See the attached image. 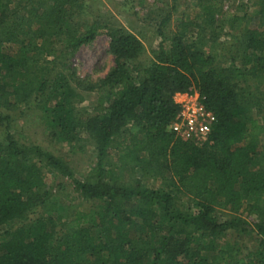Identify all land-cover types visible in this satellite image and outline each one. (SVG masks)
Listing matches in <instances>:
<instances>
[{
  "label": "trees",
  "instance_id": "16d2710c",
  "mask_svg": "<svg viewBox=\"0 0 264 264\" xmlns=\"http://www.w3.org/2000/svg\"><path fill=\"white\" fill-rule=\"evenodd\" d=\"M172 1L143 62L139 31L85 0H0V121L35 108L53 140L96 152L80 178L39 145L0 140V264H264V0H195L174 30ZM101 33L114 66L81 78L72 58ZM193 90L217 117L202 144L169 129L175 94ZM57 172L94 208L62 213Z\"/></svg>",
  "mask_w": 264,
  "mask_h": 264
},
{
  "label": "rangeland",
  "instance_id": "374dc122",
  "mask_svg": "<svg viewBox=\"0 0 264 264\" xmlns=\"http://www.w3.org/2000/svg\"><path fill=\"white\" fill-rule=\"evenodd\" d=\"M85 1L90 8L88 11L94 13V15L114 18L115 22L120 23L129 30L137 29L145 45V53L142 56L143 62H147L153 57V50L156 49L159 41L157 38L159 9L167 5L171 6L173 4L172 0ZM194 1L195 0L177 1L179 9L172 17L170 29H175L184 12H189V14L191 13L194 15L195 11H198V8L194 7ZM242 2L248 3V0H224L223 10L237 12ZM253 9V6L250 4L248 8H246V11L249 15H253ZM243 13L244 11H239L240 15ZM220 40L225 43L227 42L225 45L227 47L231 46L233 42L230 36L223 37ZM109 41V37L105 33H101L93 42L82 46L77 51L72 58V65L76 68L79 77L97 80L104 77L114 66V57L108 51ZM90 105L91 99L87 98L79 107H90ZM9 113L11 116L9 120L0 121V140L12 135L21 144L39 145L52 154L67 160L78 177L82 178L87 176L96 161V152L89 138L87 139L84 137L86 140L81 141V144H87L84 151L80 150V148L72 151L68 144L55 141L49 135L45 134L42 115L35 108L28 109L22 107L20 110ZM131 173L132 171H127L125 173V179H127V181L131 180ZM47 181L60 204L62 213H65V215L71 214L76 207H80L87 211L94 208V203L85 201L80 193L75 190L74 185L68 178L62 176L59 172L55 175L48 174ZM247 215V213H244L243 217L246 218ZM249 219L251 220L252 218ZM226 239L230 242L237 241L250 248L254 247L256 242L253 236L246 234L240 235L236 231L229 232Z\"/></svg>",
  "mask_w": 264,
  "mask_h": 264
},
{
  "label": "built area",
  "instance_id": "2783aa9c",
  "mask_svg": "<svg viewBox=\"0 0 264 264\" xmlns=\"http://www.w3.org/2000/svg\"><path fill=\"white\" fill-rule=\"evenodd\" d=\"M174 99L179 112L169 126L170 131L187 141L199 144L206 142L217 117L206 108L199 91L178 92Z\"/></svg>",
  "mask_w": 264,
  "mask_h": 264
}]
</instances>
